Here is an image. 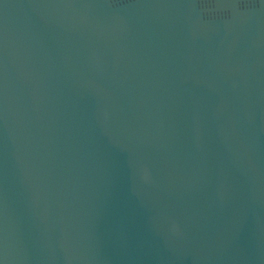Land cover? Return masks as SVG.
<instances>
[{"label":"water","instance_id":"95a60500","mask_svg":"<svg viewBox=\"0 0 264 264\" xmlns=\"http://www.w3.org/2000/svg\"><path fill=\"white\" fill-rule=\"evenodd\" d=\"M0 264H264V0H0Z\"/></svg>","mask_w":264,"mask_h":264}]
</instances>
